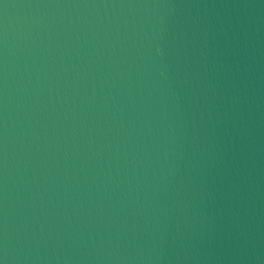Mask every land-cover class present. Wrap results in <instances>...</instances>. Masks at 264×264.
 <instances>
[{
	"label": "water",
	"instance_id": "95a60500",
	"mask_svg": "<svg viewBox=\"0 0 264 264\" xmlns=\"http://www.w3.org/2000/svg\"><path fill=\"white\" fill-rule=\"evenodd\" d=\"M0 264H264V0H0Z\"/></svg>",
	"mask_w": 264,
	"mask_h": 264
}]
</instances>
